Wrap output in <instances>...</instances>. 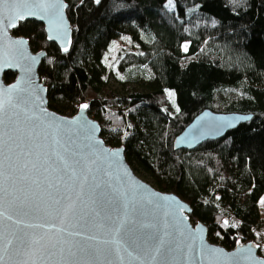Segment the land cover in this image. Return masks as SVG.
Listing matches in <instances>:
<instances>
[{"label": "trees", "instance_id": "1", "mask_svg": "<svg viewBox=\"0 0 264 264\" xmlns=\"http://www.w3.org/2000/svg\"><path fill=\"white\" fill-rule=\"evenodd\" d=\"M65 1L68 54L38 21L12 32L47 53L38 72L49 108L72 116L86 103L106 144L123 146L130 166L187 202L211 242L251 241L264 257V0ZM112 80L121 90L109 88ZM206 108L253 117L220 139L174 150Z\"/></svg>", "mask_w": 264, "mask_h": 264}, {"label": "water", "instance_id": "2", "mask_svg": "<svg viewBox=\"0 0 264 264\" xmlns=\"http://www.w3.org/2000/svg\"><path fill=\"white\" fill-rule=\"evenodd\" d=\"M67 9L65 0L46 12L31 0L0 3V264H264L259 245L211 242L207 226L190 221L187 202L137 176L124 147L106 144L86 103L72 116L49 108L38 72L47 53L12 32L38 21L66 55L73 44ZM252 117L206 108L173 148L193 150Z\"/></svg>", "mask_w": 264, "mask_h": 264}, {"label": "snow or ice", "instance_id": "3", "mask_svg": "<svg viewBox=\"0 0 264 264\" xmlns=\"http://www.w3.org/2000/svg\"><path fill=\"white\" fill-rule=\"evenodd\" d=\"M2 2H3V0H0V3H2ZM169 2H171V0H169ZM57 4H58V0H31V6L40 8L42 12H46L48 8L55 7ZM27 15L37 16L39 19L45 18L44 15H39L38 13H35V12H28ZM19 18L24 19V18H26V16L24 13H20ZM11 26L14 27L16 25L12 24ZM15 43L24 44V43H26V41H15ZM65 51H67V49H65ZM87 107H88L87 104L81 105L82 109L87 108ZM4 110H5V101L3 98H0V113H3ZM2 123H3V121L0 120V124H2ZM17 239H18L19 244H21V245L25 244V241L22 238H17Z\"/></svg>", "mask_w": 264, "mask_h": 264}, {"label": "rangeland", "instance_id": "4", "mask_svg": "<svg viewBox=\"0 0 264 264\" xmlns=\"http://www.w3.org/2000/svg\"><path fill=\"white\" fill-rule=\"evenodd\" d=\"M167 6H168V8H172L173 7V0H171V2H169V0H168ZM188 45H189L188 43H184L182 45V50L184 52H186L188 50ZM109 88L111 90H117V91L121 90L120 86L114 80L110 81ZM105 139H106V137H104V140ZM131 168L136 173V175L139 176L141 179H143L149 183H153V180L151 179V177L141 167H139L136 163H134V165H132ZM260 208L262 209V211L264 213V196L260 201Z\"/></svg>", "mask_w": 264, "mask_h": 264}, {"label": "built area", "instance_id": "5", "mask_svg": "<svg viewBox=\"0 0 264 264\" xmlns=\"http://www.w3.org/2000/svg\"><path fill=\"white\" fill-rule=\"evenodd\" d=\"M86 102L88 103V100Z\"/></svg>", "mask_w": 264, "mask_h": 264}]
</instances>
